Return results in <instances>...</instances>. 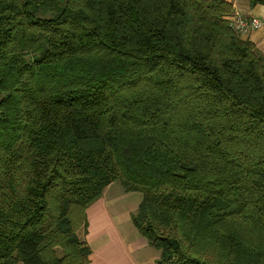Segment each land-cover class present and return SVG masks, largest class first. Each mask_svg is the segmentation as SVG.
I'll return each instance as SVG.
<instances>
[{
	"label": "trees",
	"instance_id": "1",
	"mask_svg": "<svg viewBox=\"0 0 264 264\" xmlns=\"http://www.w3.org/2000/svg\"><path fill=\"white\" fill-rule=\"evenodd\" d=\"M232 10L0 0V264H87L116 179L157 264H264V54Z\"/></svg>",
	"mask_w": 264,
	"mask_h": 264
},
{
	"label": "crops",
	"instance_id": "2",
	"mask_svg": "<svg viewBox=\"0 0 264 264\" xmlns=\"http://www.w3.org/2000/svg\"><path fill=\"white\" fill-rule=\"evenodd\" d=\"M232 4V11L243 15H254L264 18V5L244 4L240 6L234 0H227ZM241 37L249 39L255 48L264 54V26L248 30L240 34ZM107 185L101 196L86 208L87 227L84 234L85 241L90 246L89 260L87 264H157L159 249L149 244L133 225L131 214L136 210L125 209L120 216L113 219L112 214L106 206L109 193ZM133 192V191H125ZM110 196H115L111 192ZM91 205V204H90ZM131 221L132 224L129 222ZM125 225L121 234L116 227ZM139 233V234H137Z\"/></svg>",
	"mask_w": 264,
	"mask_h": 264
},
{
	"label": "rangeland",
	"instance_id": "3",
	"mask_svg": "<svg viewBox=\"0 0 264 264\" xmlns=\"http://www.w3.org/2000/svg\"><path fill=\"white\" fill-rule=\"evenodd\" d=\"M234 1L240 6H243L244 4L250 5V0H234ZM108 189H109V193L107 196V200L105 201L108 211L112 214H115L112 216L113 219H116L117 216H120L122 212L125 211V209L128 210V209H133V207H136L141 200V193L138 191L126 193L119 179L112 181L109 184ZM111 192H113L115 196H110ZM93 202L90 203L91 205L90 204L88 205L89 208L90 206H92ZM129 223L132 224L131 221ZM124 226L125 225L116 226L120 230L121 234H125V231H123ZM17 264H25V263L20 260L18 261Z\"/></svg>",
	"mask_w": 264,
	"mask_h": 264
},
{
	"label": "built area",
	"instance_id": "4",
	"mask_svg": "<svg viewBox=\"0 0 264 264\" xmlns=\"http://www.w3.org/2000/svg\"><path fill=\"white\" fill-rule=\"evenodd\" d=\"M226 19L228 25L239 34L264 26V18L254 15H243L236 11H232Z\"/></svg>",
	"mask_w": 264,
	"mask_h": 264
}]
</instances>
